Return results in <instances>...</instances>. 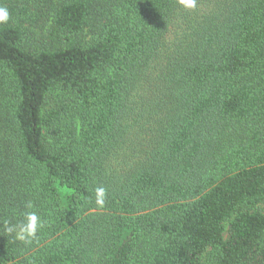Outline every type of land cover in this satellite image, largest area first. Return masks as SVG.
<instances>
[{"label":"trees","instance_id":"1","mask_svg":"<svg viewBox=\"0 0 264 264\" xmlns=\"http://www.w3.org/2000/svg\"><path fill=\"white\" fill-rule=\"evenodd\" d=\"M0 7V264H264V0Z\"/></svg>","mask_w":264,"mask_h":264},{"label":"clouds","instance_id":"2","mask_svg":"<svg viewBox=\"0 0 264 264\" xmlns=\"http://www.w3.org/2000/svg\"><path fill=\"white\" fill-rule=\"evenodd\" d=\"M177 2L185 9H196L198 0H177ZM10 19V13L6 7H0V24L7 23ZM107 190L104 187H96L95 197L96 204L103 206L106 199ZM27 208H33V204L29 201L26 204ZM44 227V221L37 214L36 211H29L24 213V221L18 225H10L6 231L11 234L15 233L16 238L25 243L31 242L35 239L38 231Z\"/></svg>","mask_w":264,"mask_h":264}]
</instances>
